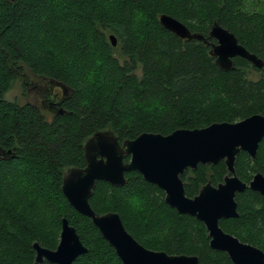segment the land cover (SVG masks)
<instances>
[{
    "label": "trees",
    "instance_id": "16d2710c",
    "mask_svg": "<svg viewBox=\"0 0 264 264\" xmlns=\"http://www.w3.org/2000/svg\"><path fill=\"white\" fill-rule=\"evenodd\" d=\"M163 12L209 42L164 28ZM214 20L262 58L261 68L239 55L233 68L219 67L208 35ZM249 69L260 76L249 78ZM23 72L66 87L52 117L33 102L5 97ZM255 112L264 114V8L246 0H0V264H57L35 261L32 242L55 248L62 216L87 247L72 264H122L61 190L65 170L85 165L83 144L96 130L110 129L122 141ZM234 167L246 183L255 172L264 174V136L254 157L237 153ZM227 172L224 160L187 168L186 195ZM125 177L120 185L96 181L89 198L95 211H117L148 248L196 254L197 264H233L210 247L201 220L169 206L164 191L137 170ZM235 199L238 215L220 218V226L264 250V197L246 186Z\"/></svg>",
    "mask_w": 264,
    "mask_h": 264
},
{
    "label": "water",
    "instance_id": "95a60500",
    "mask_svg": "<svg viewBox=\"0 0 264 264\" xmlns=\"http://www.w3.org/2000/svg\"><path fill=\"white\" fill-rule=\"evenodd\" d=\"M160 24L175 35L186 39L208 42L203 34L191 31L178 18L159 14ZM215 38L210 53L222 69L233 68V57L246 58L256 67L263 60L238 42L236 35L214 20L208 32ZM109 38L116 44L114 34ZM58 85L65 87L62 83ZM264 136V114L252 113L235 121H213L201 127H178L168 133L142 131L133 138L119 141L110 129L96 130L84 144V166L65 170L61 190L69 203L80 213L91 218L103 238L115 249L122 264H197L198 256L187 253H168L141 244L124 226L117 211H95L89 198L97 180L120 185L126 180L125 173L137 170L143 178L164 191V201L180 213H188L201 220L208 231L210 247L225 251L233 264H264V250L240 240L225 231L220 218L238 215L235 195L246 186L264 197V174L255 172L248 183L235 171L237 153L244 150L252 157ZM9 151V150H8ZM7 151V152H8ZM0 153H5L0 149ZM129 159L124 160V155ZM224 160L227 173L222 181L204 183L193 196L185 193L181 175L187 168L199 163H216ZM34 260L72 264L73 259L87 250L74 225L61 217L59 240L55 248H48L38 241L32 242Z\"/></svg>",
    "mask_w": 264,
    "mask_h": 264
},
{
    "label": "rangeland",
    "instance_id": "374dc122",
    "mask_svg": "<svg viewBox=\"0 0 264 264\" xmlns=\"http://www.w3.org/2000/svg\"><path fill=\"white\" fill-rule=\"evenodd\" d=\"M246 2H247V6L250 8H255L257 10L264 8V0H246ZM115 54L119 55L118 50H116ZM120 60H122V58H120ZM136 72L138 74H140V69L137 68ZM247 76L249 78L256 79L260 76V72L258 70H255V69H249ZM25 78L29 82H35L36 81L35 83H37V82L42 83L41 79L34 77L29 72L26 73ZM41 83H38V84H41ZM30 84H29V86H30ZM35 89H37V88H31L30 87L29 89H27V85L25 86L23 84V80L20 76L13 82L12 86L6 92L5 97L8 99H15V100L20 101V102H23L25 100H30V101L36 100V102H38V105L40 106V108H42L44 110V112L46 113V106L39 103V101H40L39 96H38L39 94H38V92H36L37 90H35Z\"/></svg>",
    "mask_w": 264,
    "mask_h": 264
},
{
    "label": "flooded vegetation",
    "instance_id": "af4514ba",
    "mask_svg": "<svg viewBox=\"0 0 264 264\" xmlns=\"http://www.w3.org/2000/svg\"><path fill=\"white\" fill-rule=\"evenodd\" d=\"M212 38H214V37H212ZM215 41L216 40L214 38V41H210V42L212 43ZM211 43H210V46H211ZM257 68H261V67H257ZM26 73L27 72H25V73L23 72L22 74H20V76L23 80V84L25 86L27 85V89H29L30 87L31 88H37L35 90H37L36 92H38V94H39L38 95L39 99H40L39 103L46 106V116L49 118L52 117L56 113V107L62 101L63 95L66 93V87L63 88L61 85H58L57 83H52V82L48 81L47 79H44L43 77H40V76H36L32 73L31 74L34 77L41 79L42 83L41 82L35 83L36 82L35 80H34L35 82H29L25 78ZM38 83H41V84H38ZM29 84H30V86H29ZM25 101L33 102V103L38 105V102H36V100L35 101L25 100Z\"/></svg>",
    "mask_w": 264,
    "mask_h": 264
}]
</instances>
